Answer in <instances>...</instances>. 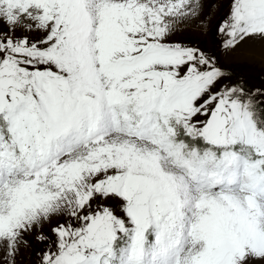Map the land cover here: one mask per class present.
<instances>
[{
    "label": "snow or ice",
    "instance_id": "1",
    "mask_svg": "<svg viewBox=\"0 0 264 264\" xmlns=\"http://www.w3.org/2000/svg\"><path fill=\"white\" fill-rule=\"evenodd\" d=\"M204 15L0 0V264L29 237L36 264L264 261V87L177 38ZM215 34L264 45V0H227Z\"/></svg>",
    "mask_w": 264,
    "mask_h": 264
},
{
    "label": "rangeland",
    "instance_id": "2",
    "mask_svg": "<svg viewBox=\"0 0 264 264\" xmlns=\"http://www.w3.org/2000/svg\"><path fill=\"white\" fill-rule=\"evenodd\" d=\"M205 15L199 21H191L177 38L199 44L207 51L217 55L219 62L231 75L230 80H243L248 86L264 87V45L256 41L242 45L231 54L224 53L218 46L215 27L219 16L227 8V0H202ZM214 5L217 7L214 8ZM30 246L23 247L16 257V264H36L38 249L43 244L29 237ZM254 264H264L256 260Z\"/></svg>",
    "mask_w": 264,
    "mask_h": 264
}]
</instances>
